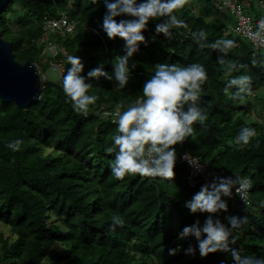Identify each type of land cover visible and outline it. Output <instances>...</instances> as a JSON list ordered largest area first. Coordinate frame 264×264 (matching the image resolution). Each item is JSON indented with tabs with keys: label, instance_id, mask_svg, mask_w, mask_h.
Returning a JSON list of instances; mask_svg holds the SVG:
<instances>
[{
	"label": "trees",
	"instance_id": "1",
	"mask_svg": "<svg viewBox=\"0 0 264 264\" xmlns=\"http://www.w3.org/2000/svg\"><path fill=\"white\" fill-rule=\"evenodd\" d=\"M9 1L0 14V36L10 42L15 60L22 64L38 61L41 56L38 41L43 35L44 16L66 11L78 23L75 35L60 46L69 51L68 56L81 59V75L92 84L88 94L97 100L90 106L89 115L81 116L65 96L62 80H49L40 99L27 109L0 102V224L16 236L11 244L0 236V261L43 264L46 258L50 264H233L228 253L201 257L194 237L178 239L185 226L197 219L203 224L207 217L192 214L184 206L200 189L186 187L182 166L175 164L171 180L137 175L117 181L111 176L112 157L105 149L111 146L117 125L97 116L101 108L114 110L117 104L126 108L134 102L157 63L195 62L208 74L198 101L206 110L207 120L203 126L195 124L193 135L174 146L177 160L189 153L225 177L236 175L252 181L250 205H241L233 193L231 198L224 197L228 211L215 218L227 225L226 216L247 215L248 224L233 232L237 239L234 247H239L242 255L264 256V94L258 92L264 93V67H254L250 62L254 53L257 58L264 55L229 31V15L217 12L219 0H189L178 9L176 14L187 28L174 30L171 40L156 34L155 23L159 21L150 22L143 32L147 44H141L129 60L131 79L122 90L115 88L114 80L87 79L88 72L101 65L111 74L115 57L124 55V41L118 37L111 40L103 31L104 0H70V6L69 0H58L55 7L46 0ZM237 1L253 18L264 13V0ZM9 17L15 19L19 34H12ZM201 30L207 34V43L223 38L237 42L224 58L247 66L232 75L251 76V101L248 96L233 100L224 94L230 77L217 63L222 54L202 49L190 35ZM64 67L66 74L71 65L66 62ZM243 127L255 129L256 135L248 145H237L235 138ZM16 140L22 144L13 151L7 145ZM44 149L52 151L44 154ZM117 215L123 227L111 232L109 225ZM57 242L63 250L49 251ZM190 245L196 249L195 255L186 254ZM170 249H177L176 254L169 255Z\"/></svg>",
	"mask_w": 264,
	"mask_h": 264
},
{
	"label": "clouds",
	"instance_id": "2",
	"mask_svg": "<svg viewBox=\"0 0 264 264\" xmlns=\"http://www.w3.org/2000/svg\"><path fill=\"white\" fill-rule=\"evenodd\" d=\"M188 2L189 0H104L106 12L103 31L111 40L118 37L124 41V55L115 57L111 74L105 72L101 65L89 71L87 79L104 77L109 81L114 80L117 90L125 89L131 79L129 60L139 51L141 44H147L143 32L148 24L159 21L155 23L156 34H163L171 40L174 30L187 28L185 21L176 12ZM117 17L126 18L117 20ZM190 35L202 49L208 48L222 54L217 58V63L223 66L230 77L223 90L226 96L231 95L233 100H244L251 95V76L232 75L247 66L224 58L238 46L235 40L223 38L207 43V34L203 30ZM249 37L264 44V17L257 21L256 30L250 32ZM66 62L71 67L62 79L63 92L73 110L87 117L89 108L95 104L97 97L88 94L92 84L86 82V78L81 75L84 68L81 59L69 55ZM250 62L254 67H264V56L257 58L254 53ZM154 68L153 74L142 86L141 95L134 102L126 108L123 104L115 106L117 134L105 151L112 157L109 161L110 172L117 181H123L126 176L137 175L142 179L174 178L177 160L174 146L184 143L193 135L195 124L203 126L207 120L206 110L198 106L202 87L208 80L207 70L201 63H157ZM232 89L235 91L232 92ZM255 135V129L243 127L235 138V143L248 145ZM21 144L22 141L16 140L7 147L18 151ZM250 187V181L240 176L214 177L211 184L203 185L184 205L192 214H207L206 219L203 224L197 219L192 225L185 226L179 232L178 239L194 237L201 257L223 252L231 255L233 264H264V256L242 255V250L234 247L237 239L233 232L248 224L247 215L226 216L227 225L215 218L222 211H228L224 197L231 198L233 189L247 208L248 202L241 194L246 193ZM117 227H123V221L118 215L112 218L108 230L114 232ZM176 252L177 249H170L169 255H175ZM195 252L196 249L191 245L186 250V254L195 255Z\"/></svg>",
	"mask_w": 264,
	"mask_h": 264
},
{
	"label": "built area",
	"instance_id": "3",
	"mask_svg": "<svg viewBox=\"0 0 264 264\" xmlns=\"http://www.w3.org/2000/svg\"><path fill=\"white\" fill-rule=\"evenodd\" d=\"M46 2L50 6L55 7L58 0H46ZM68 5H71L70 0L68 1ZM193 12L195 11L193 10ZM217 12L221 15H229L233 19V24L229 27L231 33L246 40L255 50L264 55V44L256 42L249 37V33L256 30V23L261 17H264V13L258 18H253L247 14L243 3L237 0H219ZM77 25L78 23L71 20L66 11L59 12L56 16H44L41 20L43 35L38 41V44L42 46V53L39 59L45 64L46 69L57 75V83H60L62 80L65 68L64 64L66 63V57L68 56V54L61 49L60 41L63 42L65 39L73 37L76 33ZM86 29L97 34V32L91 27H86ZM49 35L54 36V38H48ZM55 41H57V43H55ZM58 58H61L62 61L56 62ZM34 65L37 69L40 81L47 83L49 81L47 78V71L41 70L38 67L37 62H34ZM97 116L100 120H108L111 124L116 125L115 121L117 119V114L115 109L107 110L101 108L100 111L97 112ZM185 155L187 159L185 158ZM176 164L185 169V185L189 190H201L203 185L211 184L214 177L224 176L222 172L211 168V166L201 158L192 156L189 153L182 154ZM245 179L250 181L251 187L246 193H242L241 195L247 200L248 207L251 203L250 192L252 181L249 178ZM233 193L237 201L245 206L244 201L236 194L235 189H233ZM0 264L9 263L0 261Z\"/></svg>",
	"mask_w": 264,
	"mask_h": 264
},
{
	"label": "water",
	"instance_id": "4",
	"mask_svg": "<svg viewBox=\"0 0 264 264\" xmlns=\"http://www.w3.org/2000/svg\"><path fill=\"white\" fill-rule=\"evenodd\" d=\"M9 0H0V14ZM46 83L41 82L33 62L15 60L10 42L0 36V102L24 110L37 102Z\"/></svg>",
	"mask_w": 264,
	"mask_h": 264
},
{
	"label": "rangeland",
	"instance_id": "5",
	"mask_svg": "<svg viewBox=\"0 0 264 264\" xmlns=\"http://www.w3.org/2000/svg\"><path fill=\"white\" fill-rule=\"evenodd\" d=\"M203 2H204V1H203ZM210 15H211V17H212L213 13L210 12ZM213 17H214V16H213ZM9 18L12 19V20L9 21L12 34H13V35L19 34V33H20V32H19L20 30H19V27H17V25L14 23V20H15V19L12 18V17H9ZM226 18H227V19H231L230 16H227ZM11 22H13V23H11ZM48 38H54V36L49 35ZM48 42H49V41H48ZM63 42H64V41H63ZM55 43H57V41H55ZM60 44H61V41H60ZM65 51H66L65 53L69 54V51H67V50H65ZM41 53H42V52H41ZM35 61H37V60H35ZM35 61H34V62H35ZM61 61H62L61 58H58V59L56 60V62H61ZM34 62H33V63H34ZM20 63H22V62H20ZM37 65H38V67H39L41 70H43V71H47V78H48L50 81H52V82H57V81H58L57 75H56L55 73H52L50 70L46 69L45 64H44L39 58H38V61H37ZM44 67H45V68H44ZM258 92L264 94V93L262 92V90H259ZM247 99H249L250 101L252 100L251 97H250V95H248ZM255 117L258 118V120H260L259 118H261V117H258V116H256V115H255ZM51 151H52L51 149H44V154L51 153ZM0 236H2L3 238H6V239L8 240V244H11V243H13V242L16 240V236H15V234L12 232V230H11L8 226L3 225V224H0ZM0 246H1V245H0ZM51 249L60 252L61 250H63V246H61V245L58 244V243H53L52 246L50 247L49 251H50ZM42 263H43V264H50V262H49L46 258H44V259L42 260Z\"/></svg>",
	"mask_w": 264,
	"mask_h": 264
},
{
	"label": "crops",
	"instance_id": "6",
	"mask_svg": "<svg viewBox=\"0 0 264 264\" xmlns=\"http://www.w3.org/2000/svg\"><path fill=\"white\" fill-rule=\"evenodd\" d=\"M226 22H227L226 24H227L228 27H230L233 24V20L232 19H227Z\"/></svg>",
	"mask_w": 264,
	"mask_h": 264
}]
</instances>
